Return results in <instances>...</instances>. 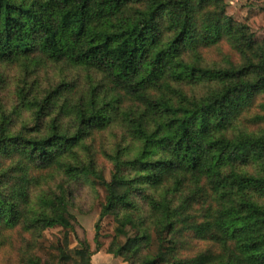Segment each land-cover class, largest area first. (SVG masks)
I'll list each match as a JSON object with an SVG mask.
<instances>
[{
    "label": "trees",
    "instance_id": "obj_1",
    "mask_svg": "<svg viewBox=\"0 0 264 264\" xmlns=\"http://www.w3.org/2000/svg\"><path fill=\"white\" fill-rule=\"evenodd\" d=\"M109 216L128 264H264V39L224 0H0V264H92Z\"/></svg>",
    "mask_w": 264,
    "mask_h": 264
},
{
    "label": "rangeland",
    "instance_id": "obj_2",
    "mask_svg": "<svg viewBox=\"0 0 264 264\" xmlns=\"http://www.w3.org/2000/svg\"><path fill=\"white\" fill-rule=\"evenodd\" d=\"M227 4L228 15L232 16L236 21L247 23L250 25L258 39H264V0H224ZM113 166L107 164L103 169L104 177L110 181ZM74 189V207L70 212L75 217V232L78 239L84 238V233L94 231L96 223L99 220L102 207L105 203V191L98 187L97 193L91 191L90 188L81 183L76 184ZM117 225L113 217H106L101 222L100 240L104 244L102 250L92 257V264H128L121 258H116L108 253L109 246L114 239L124 241L116 231ZM64 231L61 228H54L45 231L44 238L40 240L41 246L37 250V255L46 262L47 252L52 244L63 239ZM78 240L72 234L70 236V248L76 249Z\"/></svg>",
    "mask_w": 264,
    "mask_h": 264
}]
</instances>
